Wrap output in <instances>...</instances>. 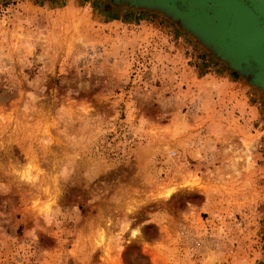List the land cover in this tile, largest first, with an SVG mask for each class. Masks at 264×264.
<instances>
[{"label":"rangeland","instance_id":"obj_1","mask_svg":"<svg viewBox=\"0 0 264 264\" xmlns=\"http://www.w3.org/2000/svg\"><path fill=\"white\" fill-rule=\"evenodd\" d=\"M0 264H264V100L176 25L0 0Z\"/></svg>","mask_w":264,"mask_h":264},{"label":"water","instance_id":"obj_2","mask_svg":"<svg viewBox=\"0 0 264 264\" xmlns=\"http://www.w3.org/2000/svg\"><path fill=\"white\" fill-rule=\"evenodd\" d=\"M174 23L264 100V0H101Z\"/></svg>","mask_w":264,"mask_h":264}]
</instances>
